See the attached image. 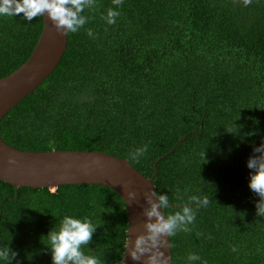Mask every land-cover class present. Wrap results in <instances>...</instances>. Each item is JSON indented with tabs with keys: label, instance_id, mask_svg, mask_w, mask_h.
Here are the masks:
<instances>
[{
	"label": "trees",
	"instance_id": "16d2710c",
	"mask_svg": "<svg viewBox=\"0 0 264 264\" xmlns=\"http://www.w3.org/2000/svg\"><path fill=\"white\" fill-rule=\"evenodd\" d=\"M110 7L96 0L85 10L89 21L68 35L55 70L1 119V138L21 150L127 159L169 196L166 214L207 197L192 230L171 239L172 264L189 253L201 257L193 264H264L247 167L264 142V0H123L113 25L102 19ZM42 26V17H0V78L29 58ZM145 144L138 163L128 159ZM65 215L100 225L85 254L121 264L128 218L113 189L0 181V249L17 253L12 264H52L45 236Z\"/></svg>",
	"mask_w": 264,
	"mask_h": 264
},
{
	"label": "clouds",
	"instance_id": "9594fccd",
	"mask_svg": "<svg viewBox=\"0 0 264 264\" xmlns=\"http://www.w3.org/2000/svg\"><path fill=\"white\" fill-rule=\"evenodd\" d=\"M242 2L245 6L252 4V0H242ZM122 3L123 0H112L115 8H119ZM95 7L96 0H0V17L23 14V19L30 23L46 15L57 33L70 35L84 28L89 17L83 13L86 9L91 10ZM115 8L110 7L107 14L102 16L108 25L115 24L120 15ZM86 32L89 37L95 38L92 29H87ZM227 132L233 134L231 128ZM147 151L148 145L145 144L130 151L128 159L138 163ZM253 153L254 155L247 161V167L252 170L248 186L259 197L255 205L256 215L264 217V142L254 147ZM7 163L15 165L17 161L14 156L9 155ZM127 197L128 200L135 202L137 193L127 191ZM176 198L181 199L179 188L176 189ZM144 202L146 206L142 208V215L145 217L143 232L131 239L128 228L127 247L121 264H124L125 253L139 264H170V262L172 264L171 254L165 255L163 249L173 247L171 239L179 232L188 233L192 230L190 225L196 220L197 210L207 207L209 199L190 196L188 204H184L171 214H166V210L172 207L167 194L149 189L144 193ZM99 226L87 217L78 219L71 215L63 216L58 226L55 225L45 236L48 240L47 247L51 251L52 264H101L97 256L85 254L83 251L92 242L93 234ZM230 247L233 252L237 251L235 246ZM16 255L17 253L9 246L0 249V260L5 264H12ZM200 259L198 254L189 253L185 261L186 264H193ZM202 264L207 262L203 261Z\"/></svg>",
	"mask_w": 264,
	"mask_h": 264
},
{
	"label": "water",
	"instance_id": "95a60500",
	"mask_svg": "<svg viewBox=\"0 0 264 264\" xmlns=\"http://www.w3.org/2000/svg\"><path fill=\"white\" fill-rule=\"evenodd\" d=\"M42 20V31L29 58L16 70L0 78V121L55 70L66 50L68 35L57 33L46 15ZM176 146L177 143L174 148ZM9 155L15 157V165L7 163ZM153 178L145 177L127 159L103 151L21 150L9 145L0 136V181L15 187L31 188L55 189L69 184L109 187L125 203L131 239L143 232L144 193L149 189L155 190ZM127 191L137 193L135 202L128 200ZM126 247L127 240L124 252ZM163 251L165 255L171 254V249L165 248ZM124 264L139 262L133 261L125 253Z\"/></svg>",
	"mask_w": 264,
	"mask_h": 264
}]
</instances>
